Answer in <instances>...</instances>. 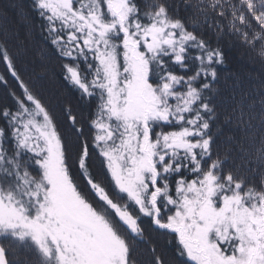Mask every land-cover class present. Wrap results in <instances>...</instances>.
Returning a JSON list of instances; mask_svg holds the SVG:
<instances>
[{
  "label": "snow or ice",
  "instance_id": "obj_1",
  "mask_svg": "<svg viewBox=\"0 0 264 264\" xmlns=\"http://www.w3.org/2000/svg\"><path fill=\"white\" fill-rule=\"evenodd\" d=\"M10 6L0 264H264V0Z\"/></svg>",
  "mask_w": 264,
  "mask_h": 264
},
{
  "label": "trees",
  "instance_id": "obj_2",
  "mask_svg": "<svg viewBox=\"0 0 264 264\" xmlns=\"http://www.w3.org/2000/svg\"><path fill=\"white\" fill-rule=\"evenodd\" d=\"M18 2L26 3L27 0H18ZM7 10V22L8 26L11 28H22L20 18L17 16L16 9L10 6V0H0V13ZM4 21L0 19V23ZM228 55V66L225 71H235L242 75L246 74H259L262 69L259 65L250 64L246 59H244L236 50L226 48ZM49 87H59L58 78L52 76L51 81L48 84Z\"/></svg>",
  "mask_w": 264,
  "mask_h": 264
}]
</instances>
